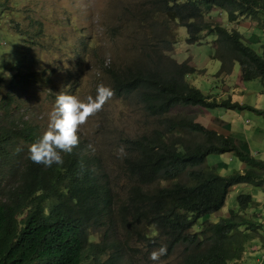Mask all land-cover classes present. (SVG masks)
<instances>
[{"label": "trees", "instance_id": "obj_1", "mask_svg": "<svg viewBox=\"0 0 264 264\" xmlns=\"http://www.w3.org/2000/svg\"><path fill=\"white\" fill-rule=\"evenodd\" d=\"M203 6L224 10L231 23L250 19L264 34V0H152L149 15L160 20L163 34L172 23L184 26L190 44L201 43L202 32L214 34L219 73L229 74L238 63L241 79H259L264 93V44L257 52L238 30L206 20ZM175 42V36L154 33L142 52L144 62L108 72L113 96L134 98L153 119L148 132L123 139L122 168L130 181L125 199L116 200L100 161L79 148L62 153L60 165L32 162L28 149L39 132L14 115L30 77L19 64L7 81L0 77V170L18 175L0 198V264H145L165 245L160 259L178 251L176 264H240L249 244L261 252L252 242L260 234L264 244L263 225L246 214L250 194H239L238 207L227 216L191 231L202 215L224 205L232 186L264 189V159L242 150L230 134L172 114L177 105L252 108L190 84L186 76L196 68L165 53ZM254 110L264 116V110ZM21 142L26 146L12 155ZM224 152L246 167L221 175L205 162L207 155ZM18 154L25 156L20 170Z\"/></svg>", "mask_w": 264, "mask_h": 264}, {"label": "rangeland", "instance_id": "obj_2", "mask_svg": "<svg viewBox=\"0 0 264 264\" xmlns=\"http://www.w3.org/2000/svg\"><path fill=\"white\" fill-rule=\"evenodd\" d=\"M151 1L3 0L0 11V77L7 81L16 70V64L21 65L24 76L30 77L18 93L20 101L14 107L16 121H26L41 137L47 130L49 113L59 92L75 95L82 101H86L89 95L95 98L99 84L111 86L110 70L144 62L142 52L147 39L154 33L170 39L175 36L173 49L165 53L177 62L187 60L196 68L194 73L186 76L190 84L204 94L231 98L252 108L217 107L207 110L199 106L177 105L172 114L192 116L210 129L230 134L242 150L264 159V116L254 110H264L260 80H242L238 63L229 74H220V62L215 58V35L212 33L202 32L201 43L190 44L186 41V28L172 23V28L163 34L160 20L149 15ZM203 8L206 20L238 30L257 52H262L260 46L264 44V34L254 22L242 23V20L231 23L224 10L210 9L209 6ZM152 127L153 119L143 112L134 98L123 100L112 96L102 110L89 117L78 131L79 145L76 148L97 157L116 200L125 199L130 185L122 168L125 149L124 153L119 152L121 146L124 147L123 139L136 137ZM25 146V143H18L12 155ZM24 157L18 154V170ZM205 162L221 175L242 171L246 167L229 152L209 154ZM17 180V174L8 175L0 170V198ZM169 183L162 182L163 185ZM241 193L250 194L253 203L246 214L261 222L260 232L264 234V189L250 184L232 186L224 205L216 212L202 215L191 231H198L208 222L227 216L230 209L238 207L237 196ZM257 235L252 243L257 245L258 251L264 252L263 236ZM248 247V262L256 264L255 257L260 252ZM178 258L177 251L171 259H160L155 263L151 260L145 264H176Z\"/></svg>", "mask_w": 264, "mask_h": 264}, {"label": "clouds", "instance_id": "obj_3", "mask_svg": "<svg viewBox=\"0 0 264 264\" xmlns=\"http://www.w3.org/2000/svg\"><path fill=\"white\" fill-rule=\"evenodd\" d=\"M113 95L114 91L103 83L97 86L95 98L89 95L86 101L75 95L59 92L49 113L47 130L41 137L39 134V139L29 146V159L45 167L63 164L62 153L70 154L79 145L80 127L89 117L101 111ZM119 152L124 153L123 146ZM166 254L167 246H161L151 252L150 259L159 261Z\"/></svg>", "mask_w": 264, "mask_h": 264}, {"label": "crops", "instance_id": "obj_4", "mask_svg": "<svg viewBox=\"0 0 264 264\" xmlns=\"http://www.w3.org/2000/svg\"><path fill=\"white\" fill-rule=\"evenodd\" d=\"M212 8V7H211ZM210 8V9H211ZM243 20V21H242ZM241 21H242V23H246V22H248V23H251V20L250 19H242ZM253 22V21H252ZM237 23V22H236ZM252 24V23H251ZM253 244V243H252ZM251 246H249L248 247V249L250 248ZM250 252L249 251H247L246 250V252H245V254H244V257H243V259H242V261L240 262V264H250L249 262H248V254H249ZM255 260H256V257H255Z\"/></svg>", "mask_w": 264, "mask_h": 264}, {"label": "built area", "instance_id": "obj_5", "mask_svg": "<svg viewBox=\"0 0 264 264\" xmlns=\"http://www.w3.org/2000/svg\"><path fill=\"white\" fill-rule=\"evenodd\" d=\"M250 249H254V248H250ZM256 262H257V264H264V252H260L259 253V255L257 256V258H256Z\"/></svg>", "mask_w": 264, "mask_h": 264}]
</instances>
